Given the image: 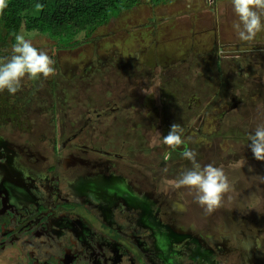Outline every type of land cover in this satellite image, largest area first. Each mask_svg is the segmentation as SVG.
Masks as SVG:
<instances>
[{
    "label": "rangeland",
    "instance_id": "rangeland-1",
    "mask_svg": "<svg viewBox=\"0 0 264 264\" xmlns=\"http://www.w3.org/2000/svg\"><path fill=\"white\" fill-rule=\"evenodd\" d=\"M235 21L231 0H140L93 29L58 38L61 44L51 33L22 30L51 57L55 73L25 77L15 95L0 92V124H13L0 125V136L44 162L102 154L71 143L121 153L117 165L155 189L162 211L220 247L219 264H264V161L248 140L264 125V30L240 41ZM14 40H5L0 60ZM83 55L89 59L77 65ZM172 124L183 129L175 149L162 142ZM185 147L201 167H222L228 178L230 190L210 214L194 191L174 187L192 167L181 156ZM54 175L62 178L63 169ZM42 248L32 244L20 256ZM17 250L6 248L0 264H20Z\"/></svg>",
    "mask_w": 264,
    "mask_h": 264
},
{
    "label": "flooded vegetation",
    "instance_id": "flooded-vegetation-1",
    "mask_svg": "<svg viewBox=\"0 0 264 264\" xmlns=\"http://www.w3.org/2000/svg\"><path fill=\"white\" fill-rule=\"evenodd\" d=\"M57 139L50 145L54 155ZM73 145L103 155L44 162L0 136V254L14 247L21 257L22 249L40 244L42 254L28 250L20 264H219L220 247L162 211L155 189L117 165L123 154ZM59 166L62 178L54 175Z\"/></svg>",
    "mask_w": 264,
    "mask_h": 264
},
{
    "label": "clouds",
    "instance_id": "clouds-1",
    "mask_svg": "<svg viewBox=\"0 0 264 264\" xmlns=\"http://www.w3.org/2000/svg\"><path fill=\"white\" fill-rule=\"evenodd\" d=\"M236 21L233 28L240 41H252L258 32L264 30V0H231ZM6 7V0H0V10ZM37 10L41 5H36ZM54 61L43 51L33 46L25 35L17 34L12 45L10 57L0 60V92L7 90L15 95L22 86V80L36 81L54 75ZM148 95V92L145 91ZM183 129L172 124L163 143L175 149L184 143ZM249 148L253 157L264 161V125H258L249 133ZM197 153L185 147L181 156L192 163L176 180L174 187H186L194 191L195 202L203 207L206 213H212L221 206L224 194L230 190L228 178L222 167L207 164L201 167L196 161ZM167 159V156L165 157Z\"/></svg>",
    "mask_w": 264,
    "mask_h": 264
},
{
    "label": "trees",
    "instance_id": "trees-1",
    "mask_svg": "<svg viewBox=\"0 0 264 264\" xmlns=\"http://www.w3.org/2000/svg\"><path fill=\"white\" fill-rule=\"evenodd\" d=\"M139 1L6 0V7L0 10V48L6 45L8 37L14 39L22 30L51 33V38L56 42L60 37L69 39L78 31L101 25L116 11L132 7ZM37 4L41 5L39 10Z\"/></svg>",
    "mask_w": 264,
    "mask_h": 264
}]
</instances>
